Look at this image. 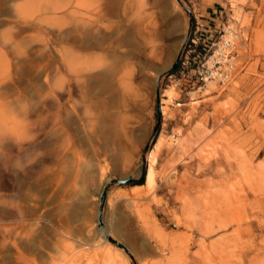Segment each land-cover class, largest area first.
I'll use <instances>...</instances> for the list:
<instances>
[{
  "label": "rangeland",
  "instance_id": "rangeland-1",
  "mask_svg": "<svg viewBox=\"0 0 264 264\" xmlns=\"http://www.w3.org/2000/svg\"><path fill=\"white\" fill-rule=\"evenodd\" d=\"M169 1L0 0V145L7 128L28 120L22 126L37 134H26L33 141L24 154L48 153L26 183L14 174L5 183L0 171V228L20 238L2 235L0 264H91L105 249L131 264H264V0ZM214 4L223 14L208 25L202 12ZM197 20L205 49L191 41ZM92 34L104 37L95 48L86 43ZM223 35L237 44L233 78L196 81L194 60ZM54 93L67 117L46 104ZM51 140L61 150L52 159ZM242 152L252 161L245 168ZM242 189L256 193L239 200ZM10 203L23 208V221L5 219ZM233 214L252 218L250 231L245 217L240 230L233 221L220 229Z\"/></svg>",
  "mask_w": 264,
  "mask_h": 264
},
{
  "label": "bare ground",
  "instance_id": "bare-ground-1",
  "mask_svg": "<svg viewBox=\"0 0 264 264\" xmlns=\"http://www.w3.org/2000/svg\"><path fill=\"white\" fill-rule=\"evenodd\" d=\"M167 2L169 1V0H166ZM170 2V1H169ZM165 6H167V5H165ZM173 8V7H172ZM117 11V10H116ZM109 12V11H108ZM169 13V12H168ZM172 16V15H171ZM89 22L87 21V24H88ZM87 24H86V26H87ZM89 25V24H88ZM85 26V27H86ZM109 26V25H108ZM107 26V27H108ZM89 27H91V26H89ZM106 27V28H107ZM109 28V27H108ZM110 29H111V26H110ZM112 31V30H111ZM93 32V31H92ZM107 31H105L104 33H106ZM110 32V31H109ZM103 33V34H104ZM100 35V34H99ZM99 35H98V38H97V35L94 37L93 36V34H92V37H94V39L93 40H91L90 38H88V41L86 42L87 43V45L90 47V46H93L94 48H95V46H97L98 44H99ZM105 35V34H104ZM107 35H109V34H107ZM112 35V34H111ZM84 36H85V34H84ZM101 36V35H100ZM86 37H88L87 35H86ZM102 37L103 36H101V39H102ZM129 37V36H128ZM127 37V38H128ZM110 38V37H109ZM103 39H104V37H103ZM106 40L108 39V38H105ZM86 41V40H85ZM101 41V40H100ZM102 42V41H101ZM85 43V44H86ZM103 43V42H102ZM101 43V44H102ZM88 47V48H89ZM101 47V46H100ZM96 48H98V47H96ZM93 49V48H92ZM125 52V51H124ZM127 52V51H126ZM129 53V52H128ZM142 56V55H141ZM130 57V56H129ZM128 58V57H127ZM119 59V58H118ZM125 60H127V59H125ZM142 60V59H141ZM144 60V59H143ZM126 62V61H125ZM122 66V65H121ZM142 66H144V65H142ZM120 68V67H119ZM127 73H129V72H127ZM127 75V74H126ZM115 77V76H114ZM123 78V77H122ZM72 79H74V78H72ZM117 80V79H116ZM120 80H121V82H122V79L120 78ZM123 80H124V78H123ZM77 81H79V80H77ZM125 81V80H124ZM75 82V81H74ZM126 82V81H125ZM124 82V83H125ZM69 83H70V85H69V87L68 88H66L67 90H68V92H69V94H68V96H67V99H69L68 100V102L69 103H71V101H72V96H73V94L75 93V95L76 96H78L77 95V93H76V90L74 91L73 89L74 88H72V83H71V80L69 81ZM76 83V82H75ZM80 83V82H79ZM83 84V83H82ZM78 85H80V84H78ZM110 85V84H109ZM66 86V85H65ZM65 86H64V88H65ZM112 86V85H111ZM77 87V86H76ZM78 88H80V87H78ZM63 89V88H62ZM76 89V88H75ZM83 89V88H82ZM172 89V88H171ZM170 89V90H171ZM52 90H53V88H52ZM51 90V91H52ZM54 90H56V92H58L57 91V89H54ZM54 90L50 93L51 95H52V93L54 92ZM64 90V89H63ZM80 90V89H79ZM61 91V90H60ZM171 91H173V90H171ZM62 92V91H61ZM77 92H78V90H77ZM81 92V91H80ZM166 92H169V91H166ZM58 94L59 93H54L53 95V99L54 100H52V97H51V100L49 101V102H51V103H46L47 105H50L49 106V109L51 108V109H57L56 111L57 112H55V115H53V113H54V111L53 112H51L52 113V115L53 116H55V117H60L61 116V113L63 112V110H65L66 111V117H67V115H69V113H70V111H68V107L66 108V107H64V109H63V107H61V102H60V97L58 96ZM166 94H168L169 96V98L170 99H172L173 97H172V92H169V93H166ZM61 95V94H60ZM64 96V95H63ZM66 96V95H65ZM79 96H81V98H83L84 97V95L83 94H79ZM172 97V98H171ZM63 98V97H62ZM170 99H167V100H164L163 101V109H164V111L166 112L167 110H168V105H167V103L169 104V101H170ZM74 100H75V98H74ZM46 101V100H45ZM84 101V100H83ZM44 102V101H43ZM171 102H172V100H171ZM67 103V102H66ZM45 105V104H44ZM68 105V104H67ZM43 106V105H42ZM42 106H41V108H42ZM46 107V106H45ZM82 107H84V106H82ZM31 108V107H30ZM30 108H29V110H30ZM47 109H48V107H46ZM45 108V109H46ZM32 109H34V107L32 108ZM31 109V110H32ZM35 109H38V108H35ZM44 109V108H43ZM42 109V110H43ZM44 109V110H45ZM48 109V110H49ZM71 109V108H70ZM82 109V108H81ZM84 109H86V108H84ZM84 109H82V110H84ZM30 110V111H31ZM41 110V111H42ZM47 110V111H48ZM88 110V109H87ZM41 111H39L40 112V114H41ZM46 111V110H45ZM44 111V112H45ZM46 111V112H47ZM64 111V112H65ZM27 110L25 111V114L27 115ZM34 112H36V111H34ZM43 111H42V113H44ZM67 112H68V114H67ZM82 112V111H81ZM84 113H85V111H83ZM37 113V112H36ZM75 113V112H74ZM30 114V113H29ZM29 114H28V116H29ZM33 114V113H32ZM46 114V113H45ZM25 115V116H26ZM36 115H38V114H36ZM48 114H46L45 116H47ZM51 115V114H50ZM50 115H48V116H50ZM43 116V115H42ZM41 116V117H42ZM47 116V117H48ZM27 117V116H26ZM39 117V116H38ZM65 117V116H64ZM69 117H71V115L69 116ZM32 118V117H31ZM36 118H37V116H36ZM43 118V117H42ZM63 118V117H62ZM28 119V118H27ZM30 119V118H29ZM53 119V118H52ZM56 119V118H55ZM25 120V119H24ZM23 120V121H24ZM38 120V119H37ZM47 120V119H46ZM60 120V119H59ZM62 120V119H61ZM70 120H72V119H70ZM26 121H28V120H26ZM26 121H24L23 123H26ZM33 121V120H32ZM35 121V120H34ZM45 120H43L42 122H44ZM57 123V126H59V121L56 119L55 120ZM63 121H66V119L65 120H63ZM69 121V120H68ZM22 122V121H21ZM45 122H47V121H45ZM53 122V121H52ZM67 122V121H66ZM71 122H74V121H71ZM22 123V124H23ZM30 123V122H29ZM38 123V122H37ZM21 124V123H20ZM20 124H18V125H13L12 124V127L11 128H7L6 130L8 131V133H11V134H9V135H6V134H8V133H5V135H3L2 136V146L0 145V171L2 170V175L1 176H4V177H7V178H5L3 181L5 182V183H8V181L6 180V179H9V177L11 176V179H12V177H13V174L15 175V177H17L18 178V181L20 180L22 183H26V181H29L28 179H29V177H30V175L33 173V171H32V168L34 167L35 168V164H34V162L38 159L39 160V158H37L39 155H43L42 153L40 154L39 152L40 151H38V148H39V146L38 145H36V147L38 146V148H37V151H38V153L35 155V156H31V155H25L24 153L26 152V151H28V149H30L31 147H32V139L31 138H35V137H31V135L29 134V131H30V129H29V131L27 130L26 131V129H28V127H30L29 125H28V127H27V124L28 123H26V129H24V127L22 126V124H21V126H20ZM41 124V123H40ZM52 124V123H51ZM50 124V125H51ZM7 125V124H6ZM43 125V124H42ZM41 125V126H42ZM55 125V124H54ZM53 125V126H54ZM75 125V124H74ZM5 126V125H4ZM44 126V125H43ZM42 126V127H43ZM57 126H55V127H52L53 129H55ZM62 126V125H61ZM34 127V126H33ZM36 127V126H35ZM6 128V127H5ZM37 128V127H36ZM40 128V127H39ZM49 128V127H48ZM51 128V129H52ZM4 129V128H3ZM2 129V130H3ZM41 129H43V128H41ZM40 129V130H41ZM50 129V128H49ZM37 130V129H36ZM36 130H33V131H30L31 133H33L34 132V136L37 134L36 133ZM44 130V129H43ZM44 131H46V132H48L46 129L44 130ZM50 131V130H49ZM52 131V130H51ZM28 132V133H27ZM38 132V131H37ZM49 133V132H48ZM29 136V137H31V138H29V137H27V135ZM39 134V133H38ZM50 134V133H49ZM52 134H58L56 131H54ZM40 135H42V134H39V136ZM47 135V134H46ZM46 135H44L45 137H46ZM33 136V135H32ZM39 136L38 137H36V138H39ZM53 137V136H52ZM56 138V137H55ZM48 139H49V137H48ZM27 140H31V141H29V142H27ZM36 140V139H35ZM44 141H46L47 142V140H44ZM52 142H49V143H51L49 146V156H50V159H52V157L53 158H56V157H59V154H61V150L57 147V143L56 142H53L54 140H51ZM250 142H254V140H249ZM256 141V140H255ZM1 143V142H0ZM37 143V142H36ZM42 143H43V141H42ZM42 143H40V146L42 145ZM244 143H245V140H244ZM248 143V141H246V144L245 145H248L247 144ZM250 144V143H249ZM45 145V144H44ZM44 145H42L41 147H44L45 148V146ZM48 145V144H47ZM46 145V146H47ZM55 145V146H54ZM242 146V145H241ZM240 146V147H241ZM252 146V145H251ZM48 148V147H47ZM242 149H246V147L244 148L243 146L241 147ZM255 148V147H254ZM36 149V148H35ZM40 149V148H39ZM41 150H43V148L41 149ZM243 150V151H244ZM258 150H259V148H258ZM36 150H34L33 152H35ZM43 151H45V149L43 150ZM63 151H65V150H63ZM246 151V150H245ZM250 151H252V149L250 150ZM255 151H257V150H255ZM254 151V152H255ZM258 152V151H257ZM155 152H154V150H152V152L150 153L151 155L150 156H152L151 157V164H150V167H149V170H148V174H147V179H146V184H145V186H150V187H153L154 185H155V183H156V176H155V171H154V168H153V163H154V161H155V154H154ZM262 153V152H261ZM24 154V155H23ZM45 154V153H44ZM241 154V156H240V158H241V160H240V162L241 163H243V167L245 168V165H244V163L246 164L247 163V161L249 160V157H247V153L246 154H244L243 152L242 153H240ZM46 155H48V153H46L45 155H43L42 157L44 158ZM258 156V155H257ZM41 157V156H40ZM254 157V159H255V157L256 156H253ZM46 160V159H45ZM40 161H41V159H40ZM47 161H49V158H48V160ZM45 162V163H51V161H49V162ZM53 161V160H52ZM249 161H251V160H249ZM254 161V160H253ZM42 162V161H41ZM252 162V161H251ZM38 164V163H37ZM36 164V165H37ZM47 164V166H50V165H48ZM43 165H44V163H43ZM218 165H220V164H218ZM251 165V164H250ZM264 165V164H263ZM46 166V169H45V166H44V171L46 172V171H48L49 170V168ZM43 167V166H42ZM47 168H48V170H47ZM39 169V168H38ZM37 169V170H38ZM40 170H41V168H40ZM43 171V172H44ZM40 172H42V171H40ZM36 173V172H35ZM33 174V175H36L37 176V174ZM38 173H39V171H38ZM41 174V173H40ZM45 174V173H44ZM17 175V176H16ZM42 175V174H41ZM38 178H39V176H37ZM14 178V177H13ZM16 180V179H15ZM37 180V179H36ZM255 180H257V175H252L251 176V178L248 180V182H250V183H253ZM31 179H30V185L32 184L31 183ZM35 181V180H34ZM16 182H17V180H16ZM256 182V181H255ZM14 184H15V182H14ZM28 184V183H27ZM28 184V185H29ZM2 184H0V186H1ZM6 185V184H5ZM10 185V184H9ZM33 185H34V183H33ZM14 186H16V185H14ZM26 186V185H25ZM2 187V186H1ZM33 187V186H32ZM136 187L137 186H135L133 189L134 190H136ZM25 188V187H24ZM23 188V189H24ZM26 188H28V187H26ZM22 190V189H21ZM26 190V189H25ZM28 190V189H27ZM25 192V191H24ZM24 192H19L20 194H22V193H24ZM241 192H243V194H242V196H241V194H240V196H238V198L237 199H239V200H241L242 199V197L244 196V197H246V198H248V196H249V193L250 192H252L253 194H255L256 193V191H254V190H251V191H247V190H244V189H242V191ZM240 192V193H241ZM8 193V192H7ZM27 193V192H26ZM5 194V193H4ZM11 194V193H10ZM25 195V194H24ZM6 196V195H5ZM15 196V195H14ZM2 197V196H1ZM0 197V198H1ZM13 197V196H12ZM24 197V196H23ZM9 198H11V196L9 197ZM7 199V198H6ZM16 199H18L17 198V195H16ZM1 200H2V198H1ZM1 200H0V202H1ZM9 200V199H8ZM20 200V199H19ZM21 200H23V198H21ZM236 200V199H235ZM4 201H6V200H4ZM7 202V201H6ZM3 202L4 203V205H7V203L9 204V202ZM12 202H15L14 201V199L12 198ZM22 202V201H21ZM242 202H245V201H242ZM3 203H1V206H2V204ZM13 204V203H12ZM22 204V203H21ZM240 204H241V206H243L242 205V203L240 202ZM239 204V205H240ZM249 204V203H248ZM252 204V203H251ZM250 204V205H251ZM255 205H256V203H254ZM235 205H236V203H235ZM239 205H236V206H238L239 207ZM245 205H246V208H247V201H246V203H245ZM259 205H260V203H259ZM22 206H23V204H22ZM235 206V208H238V207H236ZM253 206V205H252ZM251 206V207H252ZM10 207H11V203H10ZM15 207V206H14ZM18 208H20V206H17ZM24 207V206H23ZM254 207V210H255V207L256 206H253ZM252 207V208H253ZM257 207H259L258 209L261 211H263L264 209H261L262 207H260V206H258V204H257ZM2 208V207H1ZM0 208V209H1ZM11 208H13V206L11 207ZM17 208V210H15L14 211V208H13V211H11L10 209H9V211L7 212V214H5V219H7L6 218V215H8L9 213H10V215L12 214V216H11V218H13L15 221H16V223L18 222H21V221H23L25 218L23 217V213L21 212V210L23 209L22 207V209L20 210V209H18ZM25 208V207H24ZM242 208V207H241ZM251 208V211L253 210ZM4 209V208H3ZM3 209H1V210H3ZM7 209H8V207H7ZM244 208H242L241 210H243ZM34 210H36V209H34ZM34 210H33V212H34ZM239 210H240V208H238V210H236L237 212H239ZM241 210H240V212H241ZM253 210V211H254ZM248 211V208H247V210H246V212ZM27 212V211H26ZM244 212V211H243ZM242 212V213H243ZM245 212V214L244 215H246V216H248V213H246ZM3 213V212H2ZM253 213V212H252ZM251 213V214H252ZM257 213V212H256ZM255 213V216L256 215H258V214H256ZM263 214H264V212H262ZM0 214H1V212H0ZM26 214V213H25ZM34 214H35V212H34ZM4 215V214H3ZM38 215V214H37ZM244 215H241V216H243V219H244V217H245V219H246V222H247V220H249L248 222H247V224L249 225V226H247V227H245V229H247V230H249L250 231V229L252 228L251 227V222H252V218L251 219H247L249 216H251V215H249L248 217H246V216H244ZM253 215V214H252ZM0 216H2V215H0ZM26 216V215H25ZM238 216V215H237ZM236 215L234 216V214H233V217L232 218H226V219H224V220H222V222H221V224H220V226H219V228L220 229H227L228 228V226L231 224V221H233V222H237L236 224H237V227H236V229L237 230H240L242 227H243V225H244V220L242 219V217H237ZM239 216H240V214H239ZM254 216V215H253ZM252 216V217H253ZM254 216V217H255ZM3 218H4V216H2ZM1 217V218H2ZM27 217V216H26ZM34 217V216H33ZM259 217V216H258ZM257 217V219H259ZM1 218H0V222H1ZM30 220V219H29ZM255 220H256V218H255ZM8 221V220H7ZM4 222H6L5 220H4ZM29 222V221H28ZM9 223V222H8ZM15 223V222H14ZM10 224V223H9ZM12 224V223H11ZM7 225V224H6ZM14 226V225H13ZM19 226V224L17 225V229H15L16 231H14V232H16V234H18V232H20L19 230H18V227ZM8 227V226H7ZM10 227V226H9ZM12 227V226H11ZM10 227V228H11ZM3 228H5V230H3V232L4 231H8V233L7 232H4V233H2V227L0 228V238L2 237V235H3V238H2V240L4 241H6V238H8V237H6V233L7 234H9L10 236L11 235H13L11 232H9V230H6V229H8V228H6L5 226H3ZM14 228H16V226L14 227ZM20 228H21V225H20ZM247 230H245V231H247ZM13 232V231H12ZM63 233V232H62ZM5 234V235H4ZM14 235H15V233H14ZM14 235H13V237H14ZM20 235V234H19ZM65 235V234H64ZM21 236V235H20ZM13 237H11V238H13ZM5 238V239H4ZM15 239L16 238H18V237H14ZM13 238V239H14ZM13 239H10V240H12V243L14 242L15 243V245H16V241H14ZM18 239H20V238H18ZM17 240V239H16ZM4 241V242H5ZM22 241V240H21ZM2 244H3V242H2ZM9 244V243H8ZM8 244H7V246H8ZM6 244H4V246H5ZM9 245H11V244H9ZM13 245V244H12ZM22 246H23V244H22ZM25 246V245H24ZM14 247V246H13ZM18 247V246H17ZM26 247V246H25ZM7 248V247H6ZM21 248V247H20ZM16 250V249H15ZM17 251V250H16ZM19 251V250H18ZM18 251L16 252V254L18 253ZM23 251V249L21 250V252ZM21 252H19L17 255L19 256V254L21 253ZM16 255V258L18 257ZM23 254L21 253L20 254V256H21V258H20V261L22 260V257L24 256H22ZM25 257V256H24ZM24 257H23V260L22 261H24ZM25 260H26V263L25 264H33L32 263V260L31 259H27V258H25ZM20 261H18V262H20ZM56 260H55V258L53 259V261H51V262H53V264H56V262H55ZM59 264V263H58ZM91 264H131L130 263V261H129V259L128 258H126V257H124V256H122L119 252L118 253H110V251H108V250H104V251H102V253H99V254H97L95 257H93L92 258V263Z\"/></svg>",
  "mask_w": 264,
  "mask_h": 264
},
{
  "label": "built area",
  "instance_id": "built-area-1",
  "mask_svg": "<svg viewBox=\"0 0 264 264\" xmlns=\"http://www.w3.org/2000/svg\"><path fill=\"white\" fill-rule=\"evenodd\" d=\"M223 14V13H222ZM204 25L197 20L196 32L192 37L191 41L193 44L197 45L201 37L198 34L205 30ZM222 31H227L226 25L222 27ZM216 48L213 49L210 55L200 56L198 59L194 60L195 67L192 69L194 71L196 81H207L208 79H217L222 84L230 82L235 73V63H234V51L237 48V44L234 39H231L228 35L221 36L218 42H213ZM204 49L208 46V42L203 40ZM212 47V46H211ZM187 62H182V68L186 67Z\"/></svg>",
  "mask_w": 264,
  "mask_h": 264
},
{
  "label": "crops",
  "instance_id": "crops-1",
  "mask_svg": "<svg viewBox=\"0 0 264 264\" xmlns=\"http://www.w3.org/2000/svg\"><path fill=\"white\" fill-rule=\"evenodd\" d=\"M216 4H214L212 7V10L211 11H203L202 14L205 16L206 18V23L209 25H211L212 21H217L219 22L220 19H221V13H223V11H217V8H216Z\"/></svg>",
  "mask_w": 264,
  "mask_h": 264
},
{
  "label": "trees",
  "instance_id": "trees-1",
  "mask_svg": "<svg viewBox=\"0 0 264 264\" xmlns=\"http://www.w3.org/2000/svg\"><path fill=\"white\" fill-rule=\"evenodd\" d=\"M177 68H178V64H176V65L170 70V73H174V72H176ZM141 183H144V181H141Z\"/></svg>",
  "mask_w": 264,
  "mask_h": 264
}]
</instances>
